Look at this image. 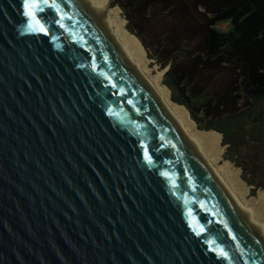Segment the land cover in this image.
Returning a JSON list of instances; mask_svg holds the SVG:
<instances>
[{
	"label": "water",
	"instance_id": "95a60500",
	"mask_svg": "<svg viewBox=\"0 0 264 264\" xmlns=\"http://www.w3.org/2000/svg\"><path fill=\"white\" fill-rule=\"evenodd\" d=\"M27 4L0 0V264H264L259 227L90 5Z\"/></svg>",
	"mask_w": 264,
	"mask_h": 264
},
{
	"label": "trees",
	"instance_id": "16d2710c",
	"mask_svg": "<svg viewBox=\"0 0 264 264\" xmlns=\"http://www.w3.org/2000/svg\"><path fill=\"white\" fill-rule=\"evenodd\" d=\"M115 4L127 19L125 34L144 49L142 30L157 24L150 39L160 66L168 65L163 86L171 102L206 119L203 128L226 152L232 140L214 122L243 114L264 120V0L110 1ZM225 21L227 30L217 27Z\"/></svg>",
	"mask_w": 264,
	"mask_h": 264
},
{
	"label": "bare ground",
	"instance_id": "6f19581e",
	"mask_svg": "<svg viewBox=\"0 0 264 264\" xmlns=\"http://www.w3.org/2000/svg\"><path fill=\"white\" fill-rule=\"evenodd\" d=\"M85 1L90 5L95 15L109 26L132 61L153 79L157 92L164 103L170 108L185 132L206 157L220 181L238 200L245 212L256 223L264 235V187L257 190L253 200L247 199L245 186L239 180V168L235 167L229 159L223 158L224 146L216 144V139L210 132L193 129L187 113L173 106L168 100V94L161 83L162 73L160 71L153 73L151 69L146 66V58L138 53L136 42L123 34L126 19L121 16L119 7L109 5L107 0Z\"/></svg>",
	"mask_w": 264,
	"mask_h": 264
},
{
	"label": "rangeland",
	"instance_id": "374dc122",
	"mask_svg": "<svg viewBox=\"0 0 264 264\" xmlns=\"http://www.w3.org/2000/svg\"><path fill=\"white\" fill-rule=\"evenodd\" d=\"M110 1L111 0H107L109 5ZM111 6H118L121 16L125 18L122 9L118 4ZM151 24L152 26L150 25L148 28L145 27L144 30H142L144 33L143 37H145V41L148 44L146 49H144V47L139 44V41L135 37L125 34L126 24L123 29V34L132 38L136 42L138 53L146 58V66L149 67L153 73H156V71H160L162 73L161 83L164 84L163 79L168 65L164 67L160 66L157 58L154 56L153 41L150 39V33L153 28L157 27V24L153 21H151ZM217 27L222 30H227L229 28V22H220L217 24ZM167 94L168 100L171 102L170 95L168 92ZM171 104L175 106L172 102ZM179 109L185 111L187 115L190 116L189 118H191L189 111L185 107ZM198 116L203 117L201 112L198 114ZM190 121L192 127H201L200 129H204L201 131H207L205 128H203L205 125H207L206 119L200 121L191 118ZM214 124L223 130L225 129L228 133L227 138L232 140V147L227 152L226 145H222L224 146L223 158L229 159L235 167L239 168V180L245 186L246 197L249 200H253L257 190L261 187H264V120H253L251 116L243 114L227 120H218L214 122ZM194 127L193 129L197 130V128ZM216 144H218L217 140ZM241 178L246 184L241 180Z\"/></svg>",
	"mask_w": 264,
	"mask_h": 264
},
{
	"label": "snow or ice",
	"instance_id": "6c2138e0",
	"mask_svg": "<svg viewBox=\"0 0 264 264\" xmlns=\"http://www.w3.org/2000/svg\"><path fill=\"white\" fill-rule=\"evenodd\" d=\"M44 2L47 3V0H44ZM26 7L29 8V11H28L27 14H28L29 16H32L33 13L31 12L30 8H31V7H35V4H32L31 6H29V5L27 4V0H26ZM29 27H31V25H29ZM42 30H43V29H42ZM147 156H148V153H147V151H145V157L147 158Z\"/></svg>",
	"mask_w": 264,
	"mask_h": 264
}]
</instances>
